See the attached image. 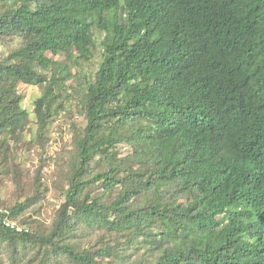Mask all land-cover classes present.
Segmentation results:
<instances>
[{
	"label": "trees",
	"instance_id": "obj_1",
	"mask_svg": "<svg viewBox=\"0 0 264 264\" xmlns=\"http://www.w3.org/2000/svg\"><path fill=\"white\" fill-rule=\"evenodd\" d=\"M14 43L0 169L23 230L0 225V264H264V0H0ZM21 85L42 89L30 143ZM64 115L73 138L28 182L15 148ZM48 192L50 223L29 214Z\"/></svg>",
	"mask_w": 264,
	"mask_h": 264
},
{
	"label": "rangeland",
	"instance_id": "obj_2",
	"mask_svg": "<svg viewBox=\"0 0 264 264\" xmlns=\"http://www.w3.org/2000/svg\"><path fill=\"white\" fill-rule=\"evenodd\" d=\"M15 44L16 43L8 46L3 45L0 47V52L7 54L9 50L14 48ZM19 92L22 100L21 105H17L18 109L26 108L30 111L31 125L29 126L30 128H28L29 130L26 132L24 138L25 142L30 143L33 136L38 132V125L34 122L35 119L32 111L34 109L36 99L39 98L42 93V89L38 86L21 85ZM64 116L57 119L54 125L49 128L45 137V147L42 148L38 143H33L29 146V148L22 150L23 143H20L19 146L15 148L14 152L16 157L19 158L21 162H24L22 166L25 170L23 179L29 177L30 179L27 180L28 182L31 183V181L36 177L37 166H39V161H41L42 158L48 160L51 157L62 155L63 151L67 148V145L65 146L64 143H68L70 138H73L75 132L70 130L71 121L66 117V115ZM81 120L82 119L77 118L78 123H80ZM61 160L64 162L63 159ZM51 163L52 164L49 167H46L43 172V176L49 181H52V175L57 171V166H55L53 162ZM2 170L3 169H0V207L6 209L5 207H9L19 200L20 191L17 190V186L11 180L12 175L2 174ZM27 184L29 185V183ZM29 189L30 185L26 188L25 195L30 194L28 192ZM55 196V192H48L46 198L44 199L43 206L33 208L29 214L35 215L34 210H39L41 214L36 217L44 222L50 223L53 213L62 203V198H56Z\"/></svg>",
	"mask_w": 264,
	"mask_h": 264
},
{
	"label": "built area",
	"instance_id": "obj_3",
	"mask_svg": "<svg viewBox=\"0 0 264 264\" xmlns=\"http://www.w3.org/2000/svg\"><path fill=\"white\" fill-rule=\"evenodd\" d=\"M4 213V208L0 207V225H4L21 232L23 227L18 222L11 220L8 215H4Z\"/></svg>",
	"mask_w": 264,
	"mask_h": 264
}]
</instances>
